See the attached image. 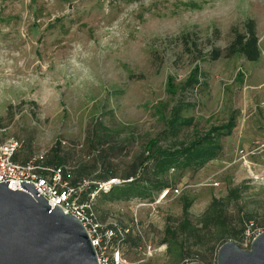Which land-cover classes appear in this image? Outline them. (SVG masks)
I'll return each mask as SVG.
<instances>
[{"label": "rangeland", "instance_id": "374dc122", "mask_svg": "<svg viewBox=\"0 0 264 264\" xmlns=\"http://www.w3.org/2000/svg\"><path fill=\"white\" fill-rule=\"evenodd\" d=\"M248 19L261 31L262 55L251 62L226 54L232 28ZM184 33L199 52L183 49ZM214 47L221 51L216 60ZM194 64L199 84L183 88ZM168 75L179 87L172 95ZM176 106L192 122L172 134L158 108L168 115ZM0 117V141L25 140L19 161L42 151L54 162L58 148L59 157L95 179L104 162L117 178L134 165L143 172L139 157L150 138L162 146L188 142L234 118L231 133L219 137L217 157L178 172L165 196L110 202L100 192L96 198L103 223L128 229L122 254L130 264H216L226 225L236 232L227 240L242 248L264 230V176L256 177L264 169V0H0ZM96 126L105 134L102 146ZM230 187L236 198L228 196ZM214 198L224 228L202 223ZM185 201H191L187 214Z\"/></svg>", "mask_w": 264, "mask_h": 264}, {"label": "trees", "instance_id": "16d2710c", "mask_svg": "<svg viewBox=\"0 0 264 264\" xmlns=\"http://www.w3.org/2000/svg\"><path fill=\"white\" fill-rule=\"evenodd\" d=\"M232 31L234 33V38L227 47V55H232L239 53L243 55L248 61H256L260 56V48L258 37L255 31V22L252 19H248L243 22L242 29L233 27ZM183 49L185 51L191 52L200 51L198 45L195 41H189L188 33H184L181 36ZM221 55L219 48L214 47L211 51L210 59L216 60ZM198 74H201L200 68L197 64L193 65V68L189 72L188 78L184 82L183 88L194 87L199 84ZM166 91L169 94H175L178 90V85L174 82L173 76H167L166 82ZM161 108V106H160ZM159 114L162 116L164 123L168 127V131L172 134H175L179 124H191L192 118H182L178 113V106L171 108L169 114L166 115L161 109L158 108ZM1 117H0V127H1ZM235 125L234 118L221 126H211L203 134H196L195 137L188 142H180L178 144L170 146H162L158 143L157 138H150L145 144L144 151L139 157L141 165L145 163L143 172L138 173L136 165L131 168L129 172L123 175L120 179L124 180L118 185L113 186L107 192H101L102 196L106 198L107 201L116 202V201H128L132 198L147 199L152 200L154 194L158 191L162 192L165 189L170 191V188L173 182L177 179L178 172H183L187 170L196 171L202 168L207 162L217 157L221 144L219 142V137L223 134L227 135L231 133L233 126ZM93 133L97 137L96 140L98 144L102 146L101 138L105 137V134L97 126L92 128ZM175 131V133H174ZM58 151V148H55ZM54 154V162H47L49 164L59 165L62 163L70 162L64 161L62 157H59L58 152ZM103 151V150H102ZM99 157H101L99 155ZM103 157V156H102ZM16 158V156H15ZM102 162L104 160L102 159ZM105 169L103 174H99L96 177H99L98 180H105L108 177H116L117 171L114 168H111L110 162H104ZM75 169L72 170L73 179L71 183L76 182L81 177H88L82 173L84 166H79L77 163ZM77 177H75L76 175ZM75 175V176H74ZM117 178V177H116ZM228 196L231 198H236L237 188L230 187L228 188ZM219 202L214 198L209 204L206 213L202 217V223L205 226L208 223V220L214 221L216 226L220 225L224 228L226 216H223V209L218 205ZM96 205V204H95ZM191 205V201H185L183 204V213L187 214L188 208ZM96 207V206H95ZM189 225V220H185L182 223L183 228ZM226 225L224 231H227V236L222 242H220L215 249V258L218 247L229 239L231 236L236 237V232H230ZM244 229L240 230L242 233ZM127 233L122 241V246L126 243ZM232 237V238H233ZM135 245V244H133ZM138 245V243L136 244Z\"/></svg>", "mask_w": 264, "mask_h": 264}, {"label": "water", "instance_id": "95a60500", "mask_svg": "<svg viewBox=\"0 0 264 264\" xmlns=\"http://www.w3.org/2000/svg\"><path fill=\"white\" fill-rule=\"evenodd\" d=\"M0 181V264H99L82 223L47 200L28 181L12 190ZM185 264H203L188 262ZM216 264H264V230L242 248L232 240L217 249Z\"/></svg>", "mask_w": 264, "mask_h": 264}, {"label": "built area", "instance_id": "2783aa9c", "mask_svg": "<svg viewBox=\"0 0 264 264\" xmlns=\"http://www.w3.org/2000/svg\"><path fill=\"white\" fill-rule=\"evenodd\" d=\"M96 122V121H95ZM25 140L21 137L9 138L0 141V181H8V187L12 190L20 189L18 181L30 182L41 194L50 207L55 204L63 209L64 213L75 216L84 226L91 244L95 248L99 264H130L122 254V241L127 228L118 227L116 224L103 223L96 213V198L100 192H107L113 186L124 180L116 177H108L98 180L91 177H81L76 182L73 179L72 170L75 165L71 162L59 165L46 163V154L42 151L33 152L24 161L15 158L23 148ZM61 146H66L65 140L59 139ZM241 159L253 175V171L242 149L239 150ZM264 170L256 177H263ZM178 193L177 188L173 189ZM168 190L163 191V196ZM255 236V235H254ZM250 237L247 245H250ZM152 247H144V252H151Z\"/></svg>", "mask_w": 264, "mask_h": 264}, {"label": "crops", "instance_id": "0c3cea01", "mask_svg": "<svg viewBox=\"0 0 264 264\" xmlns=\"http://www.w3.org/2000/svg\"><path fill=\"white\" fill-rule=\"evenodd\" d=\"M254 21V20H253ZM259 32H261V31H258V27H257V25H256V35H257V37H258V42L260 43L261 42V37H259L260 35H258L259 34ZM260 48V47H259ZM261 53H260V56H259V58H258V60L260 59V57H261ZM257 61V60H256ZM249 62H251V61H249ZM18 160V159H17ZM264 170V169H263Z\"/></svg>", "mask_w": 264, "mask_h": 264}]
</instances>
